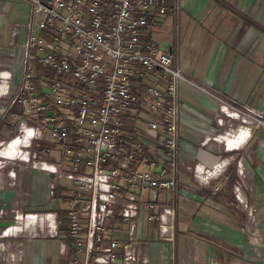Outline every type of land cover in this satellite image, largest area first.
Returning <instances> with one entry per match:
<instances>
[{
	"label": "built area",
	"instance_id": "2783aa9c",
	"mask_svg": "<svg viewBox=\"0 0 264 264\" xmlns=\"http://www.w3.org/2000/svg\"><path fill=\"white\" fill-rule=\"evenodd\" d=\"M22 1L27 15L17 84L10 81V66L0 68V100L8 109L18 104L19 119L31 130L21 147L24 158L18 159L57 183L58 192L51 185L49 197H62L64 207L56 212L64 213L66 236L80 264H151L148 245L135 237V220L154 222L158 239L174 245V210L165 206L159 213L156 206L159 193L177 184V87L188 78L175 60V48L161 49L148 31L169 8L176 9L177 0ZM19 32L13 24L10 37ZM32 63L46 67L51 77L34 84ZM213 97L220 104L216 110L229 119V106ZM138 107L151 114L144 117L146 127L163 135L165 164L159 167L122 134ZM224 123L217 118L218 127ZM202 135L203 145L220 141L215 131ZM222 168L211 175L195 164L191 178L207 186ZM241 204L246 208L244 200ZM253 209L248 205L250 217ZM8 213L16 219L9 209L0 210V217ZM121 225L120 239L115 234Z\"/></svg>",
	"mask_w": 264,
	"mask_h": 264
},
{
	"label": "crops",
	"instance_id": "0c3cea01",
	"mask_svg": "<svg viewBox=\"0 0 264 264\" xmlns=\"http://www.w3.org/2000/svg\"><path fill=\"white\" fill-rule=\"evenodd\" d=\"M182 2L181 40L186 48V53L184 50L181 51L182 56L179 59L176 53L177 46L174 45L177 64L182 68L189 80H195L204 86H211L221 95L236 97L242 102L246 101L250 93L251 88L249 89L248 86L254 69L259 68L258 77L264 75L263 63L257 60L255 56V58H252V56L247 55L248 50L253 48L255 51L259 47L262 36L264 37L263 30L261 31L258 28L259 26L264 28V21L262 22L260 19L263 16V12L260 14L258 11L259 0H183ZM172 13V9L169 8L162 18L158 20L156 26L148 31L152 38L155 34H161V37H156L157 41H155L158 47L163 50L172 49L167 43L163 30H161L164 22L171 21L169 15ZM26 15L27 5L22 0H0V48L11 50L13 46H20L23 41L22 34L26 23ZM165 16L168 17L165 18ZM13 24L20 26V32L17 36L11 38L10 29ZM9 66L0 62L1 68ZM10 67L12 71L13 69L16 70L15 76H17L16 80H18L20 72L19 62L17 65ZM177 91L180 102L177 129L179 171L175 175L178 185L176 187L177 192L174 190L172 194L169 192L170 190H164L157 197L158 203L160 199L165 198L163 199L164 202L171 204L173 201L174 207L176 204H184L186 203L185 201L189 202V198L186 199L181 194L184 191H188L186 183L189 180L187 177L184 178L182 176L185 174V170L182 167L183 161L181 158L188 160L199 155V160L204 163L212 161L213 155L211 151H204L203 154L202 152L198 153V150L191 142L196 140L198 136L200 137L202 133L217 131L222 126L213 127L214 125H210L212 117L217 111L215 104L206 95L204 96L189 87L186 81H181L178 84ZM141 109L139 111H142ZM140 114L142 115V112ZM150 115L148 113L147 116H143V120L144 117L147 118ZM196 122L201 124L203 128L197 125ZM126 124L127 122L124 126ZM238 132L242 136L245 134L247 137V133H244L238 127L236 132L227 131L222 134V138L219 140L224 141L226 146V140L230 144L234 143L232 145L235 146L237 142L241 143L246 139H241V137L237 138V140L233 139ZM24 142L16 139L9 143L0 153L9 158L13 156L24 158L21 149ZM51 153H53L54 157L58 154L57 150H53ZM223 153L232 155L235 152L223 151ZM45 159L50 160V157L46 156ZM163 159L164 157H162ZM214 159H217L215 155ZM9 164L5 168L6 174L4 172L0 173V208L2 207L1 204L8 203V209L14 210L16 219L9 213V215L6 214L0 217V264H79L81 256L73 253V245L66 236L67 228L66 232L63 229H58L56 210L60 207L51 205V199L53 198L49 197V189L53 185L58 192L57 183L46 172L32 169L30 163L22 164L21 167ZM157 165L156 167H159V164ZM219 167H222V165L216 166L214 170L209 172L214 173ZM234 168H231L232 172L228 169L231 176ZM10 172L13 174L12 177L7 176ZM215 184L216 181H211L208 187L199 192V198H195L194 196L196 195L193 196L195 190L189 189L191 192V195H189L192 196L190 200H193V205L188 207L186 211L189 218L184 222L187 225V229L185 228L183 231L185 233L182 235L183 238L189 239L190 242L192 241L191 243L197 244L198 247H201L199 246L201 244L204 254L219 252L222 264H246L245 260L247 258L250 259L249 257L254 253L258 259L260 256H264V251L262 252L259 241L255 240L253 243L246 244L241 233L237 232L239 225H242L240 219L237 221L235 219L234 223L231 221H219V225L223 229L222 234L224 235L222 236L221 245L218 244L219 241L217 239L212 238L210 235L208 236L209 238H200L198 235L190 233L189 225L192 226L197 223L196 220H198L200 215L213 222L214 216L217 217V215H213L212 212L208 213L209 210H219L223 202L224 192L227 196L231 195L228 189L223 190L222 193L219 190H211ZM258 194H264V186L253 188L250 195L254 196L253 201L255 206L258 207V216L260 214L259 218L256 219L257 227L264 236V197L258 199ZM61 200L62 197L56 201L60 202ZM208 205L212 207H208ZM161 211L158 210L159 213ZM138 219H143V217L139 216L136 218L135 231L138 226ZM10 227H12V232L7 233L6 229ZM154 227L156 229V224ZM195 231L196 229L193 230V232ZM175 233L177 234L176 236ZM115 235L121 237L123 231ZM178 236L181 237L178 227H176V230L174 227V238L180 242L181 238ZM196 237H199V239ZM260 238L264 248V237ZM164 245L165 247L168 246L166 242ZM262 261L264 262V257H262Z\"/></svg>",
	"mask_w": 264,
	"mask_h": 264
},
{
	"label": "rangeland",
	"instance_id": "374dc122",
	"mask_svg": "<svg viewBox=\"0 0 264 264\" xmlns=\"http://www.w3.org/2000/svg\"><path fill=\"white\" fill-rule=\"evenodd\" d=\"M183 0H177V7L176 9H173V13L169 15L171 17L170 22H164L162 25V32L165 34L167 38L168 45L174 49L176 45L177 46V56L180 59L182 56L181 51H185L186 48L183 46L182 42V12H181V5ZM258 11L261 14L263 12L262 22L264 21V0H259V7ZM168 16H165V18ZM160 30V31H161ZM159 31V32H160ZM35 32V31H34ZM37 32V31H36ZM156 37H161V34L158 35L155 34L153 38L156 40ZM157 41V40H156ZM247 55L252 58H257L260 62L263 63L264 67V37L262 36V41L259 45V47L254 51L253 48L251 50H248ZM255 56V57H254ZM20 58V51L19 46H13L10 49L6 50L5 48H0V62L6 63L10 66H15L19 62ZM1 68V67H0ZM259 68H255L252 72V78L250 79V83L248 88L250 89V93L248 96V99L244 102L237 99L236 97H229L227 95H221L219 94L216 89H214L211 86L203 85L199 82H196L195 80L188 79L186 84L193 88L194 90L198 91L202 95H206L212 102L215 104L216 107L219 108V102L213 97H221L222 101H224L228 106L230 110V118L223 117L221 112L216 110L217 112L214 113L215 115L212 117V123L210 124L213 127H217L216 120L217 118H222L225 120V123L218 128L219 130L215 131L217 134H224L225 132H236L237 128H241L244 133H247V137L245 134H238L236 138H233L237 140V138L244 139L243 142L239 143L234 146L227 141V147L224 141H210L206 145L201 144L202 143V136H198L196 140L192 141V145L196 147L198 150V153L202 154L204 151H211L213 160L209 163H204L202 160H199V155L192 159H182L183 161V170L185 172L184 175H182L184 178L187 177L189 179L186 183V187L189 191V189L195 190L193 193V196L200 197L201 190L205 189V187H208L211 183V181H216V184L212 187L211 190L218 191L222 193V191L225 189H228L229 192H231L230 196H227L224 192L222 199L223 202L219 208V210H209L208 213L212 212L214 216V220L208 221L207 218L205 219L202 215L198 217L197 223L190 226V233L194 235H198L200 238H209L210 235L212 238L217 239L219 241L218 244H222V227L219 225V221H231L232 223L235 222L238 219L242 221V225L240 224L237 228V232L241 233L243 236V241L248 243H253L255 240L259 244H261V250L263 249V244L260 237H264L260 230L257 227V221L256 219L259 218L258 216V207L255 206V203L253 201L254 196H250L252 193L253 188H261L264 186V75L262 77H258L257 75ZM16 70L13 69L10 70L11 73V81L12 84H17V76L15 73ZM13 75V76H12ZM258 77V79H257ZM257 79V80H256ZM255 82V83H254ZM254 83V84H253ZM39 92V91H38ZM37 92V93H38ZM41 93V92H40ZM5 101L0 100V152L11 142L13 141L16 136L21 135L22 133V127L23 122L22 118L19 119V117H23V113L17 112L19 109L18 104H14L10 109L5 108ZM178 103L179 100H178ZM8 109V110H7ZM144 107L141 109L142 111H139L138 116H132L131 119H127V124L123 127V135L126 136V139H128L130 142H135L142 146L144 151H146L147 156L150 157V159L154 160L159 165H164V159L162 160V156L160 154V151H162V144H163V135H161L160 131H150L146 127V122L143 120V116H147L148 112L146 113L144 110ZM180 109V107H179ZM6 110V111H5ZM140 110V108H139ZM62 115H71L70 111H64L59 110ZM142 112V115L140 114ZM201 128V124H198ZM33 124L31 121H26L27 127L32 126ZM15 128V129H14ZM15 131V132H14ZM224 132V133H223ZM14 133V135H13ZM206 133V132H205ZM41 141L44 143L47 142L46 135H41L40 137ZM23 142L22 140H20ZM239 143V144H238ZM31 149V148H30ZM224 152L226 151H233L235 152L232 155H225ZM179 152V151H178ZM214 155L217 157V159H214ZM220 155V156H218ZM206 156V155H205ZM22 159V158H20ZM18 159V157H15L14 159L6 157L3 153H0V173L1 172H7L5 168L7 165H14L21 167L22 164L26 165L29 163H23L21 160ZM179 159V158H178ZM12 163V164H11ZM220 163L223 164V168L221 173L216 176L212 177L208 183L207 186H204L202 184L197 183L194 178H191L192 174V168L195 164H199L206 169L213 170L214 166L216 164ZM235 168H234V167ZM231 168L235 169L236 177L234 181H230L232 179L231 173L228 172L231 171ZM179 171V163L177 167V171ZM232 172V171H231ZM6 174V173H5ZM210 174H214L211 173ZM8 176V175H7ZM230 181V182H229ZM4 183V182H3ZM177 183V182H176ZM178 185L176 184V187ZM230 186V187H229ZM4 187V186H3ZM175 187V191L177 190ZM174 190H170V193H174ZM184 191V193H181L186 199L189 198V202L185 201L186 203H179L175 205L172 201L171 204L168 202H164L163 199H160L159 203L156 206V209L162 210L165 206L171 207L173 209L174 207V218H173V226L178 227L179 235L181 234V237L178 236L180 239V242L178 240L174 241V245L172 248L168 245L165 247L162 240L158 239L157 230L155 229V223L150 222L147 223L143 219L137 220V229L135 231V237L138 239L139 242H144L149 246L150 254H151V264H222V261L220 259L219 252H213L210 254H204L202 245L199 244L198 247L197 244H193L189 241V239L183 238V234H185L183 231L187 227L186 222L189 218V215L187 214V208L191 207L193 205V200H190L191 192ZM259 191V190H258ZM177 192V191H176ZM175 192V193H176ZM261 192V191H259ZM187 193V194H186ZM240 193L243 196L240 195ZM190 194V195H189ZM238 195V197L236 196ZM258 199L261 197H264L263 195H257ZM241 200H244L246 203V208H244L241 204ZM173 204V205H172ZM9 204H1L0 210H7L9 208ZM51 205L52 206H58V207H64V203L62 200L60 202H57L55 198L51 199ZM190 205V206H189ZM248 205L252 206L254 209L251 213V217L248 213L247 207ZM210 205H208L209 207ZM212 207V206H210ZM242 210L240 212V209ZM242 216H240L241 214ZM195 221V222H196ZM59 224H57L58 226ZM119 230V232H124L123 225L117 226L116 228ZM187 229V228H186ZM193 232V230H195ZM12 232V227L6 229V232ZM176 232V231H175ZM177 234L175 233V236ZM124 236L121 235L122 238ZM199 237H196L199 239ZM244 243V244H245ZM257 244V243H256ZM171 249H170V248ZM73 253H75L73 249ZM255 254V253H254ZM252 255L249 257L250 259H246V264H264L262 261L263 255L260 256L258 259L255 255ZM246 257H248L246 255ZM80 264V263H79Z\"/></svg>",
	"mask_w": 264,
	"mask_h": 264
},
{
	"label": "trees",
	"instance_id": "16d2710c",
	"mask_svg": "<svg viewBox=\"0 0 264 264\" xmlns=\"http://www.w3.org/2000/svg\"><path fill=\"white\" fill-rule=\"evenodd\" d=\"M259 29H261V31L263 30L264 32V28L262 27H258ZM52 73L44 66H40V65H37L36 63H32V70H31V80L34 84L38 85L40 83L43 82V77H51ZM22 108L19 107L18 111L17 112H22ZM235 171L233 169V174H232V179L230 181H234L235 179H237V177L235 176ZM229 181V182H230ZM230 187V186H229ZM57 218H58V229L61 230L63 229L64 232H66V222H65V217H64V213L63 212H59L57 211ZM66 237V236H65Z\"/></svg>",
	"mask_w": 264,
	"mask_h": 264
},
{
	"label": "bare ground",
	"instance_id": "6f19581e",
	"mask_svg": "<svg viewBox=\"0 0 264 264\" xmlns=\"http://www.w3.org/2000/svg\"><path fill=\"white\" fill-rule=\"evenodd\" d=\"M3 75L5 76V73H3ZM30 133H31V130L30 129H28V128H26L24 125H23V127H22V133H21V135H18V136H16V138L14 139V140H16V139H20V140H22L23 142H24V144H23V146L27 143V139H28V137H29V135H30ZM238 134H240V132H238L237 133V135ZM237 135L235 136V137H233V138H236L237 137ZM233 136V135H232ZM222 137H221V135L219 136V137H217V139L219 140V139H221ZM13 140V141H14ZM12 142V141H11ZM10 142V143H11ZM15 157H18V156H13V157H10V158H15ZM20 158V157H19ZM23 159V158H22ZM210 173V172H209Z\"/></svg>",
	"mask_w": 264,
	"mask_h": 264
}]
</instances>
